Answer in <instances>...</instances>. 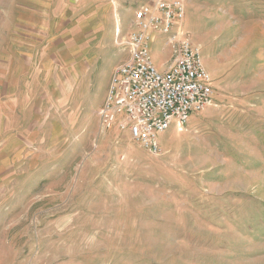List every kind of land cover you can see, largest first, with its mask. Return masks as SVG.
I'll use <instances>...</instances> for the list:
<instances>
[{
	"label": "rangeland",
	"instance_id": "rangeland-1",
	"mask_svg": "<svg viewBox=\"0 0 264 264\" xmlns=\"http://www.w3.org/2000/svg\"><path fill=\"white\" fill-rule=\"evenodd\" d=\"M13 1L0 0V34ZM66 1L101 9L120 41L136 8L151 5ZM182 2L181 28L200 49L213 101L160 134L157 155L103 131L79 91L50 97L34 127L21 101L14 114L1 107L0 264H264V0ZM105 22L86 55L98 97L126 58L118 46L108 58ZM164 39L156 35L152 54H169Z\"/></svg>",
	"mask_w": 264,
	"mask_h": 264
},
{
	"label": "crops",
	"instance_id": "crops-1",
	"mask_svg": "<svg viewBox=\"0 0 264 264\" xmlns=\"http://www.w3.org/2000/svg\"><path fill=\"white\" fill-rule=\"evenodd\" d=\"M71 4L66 0H14L8 31L0 34V40L5 42L0 50V109L7 108L14 114L16 105L21 101V110L29 113L30 127H34V121L47 119L46 104L50 97L58 103V98L65 97L66 89L71 101L75 92L79 91L78 98L89 99V110L94 109L97 113L106 96L105 85L108 87L110 84L117 65H113L98 97V92L93 90L95 86H92L100 77L95 75V58L86 55L102 43L106 19L110 26L104 48L108 58L120 54H114L113 47L122 48L128 35L123 41L117 40L119 25L115 24L113 34V25L101 9L93 11L94 7L86 9L78 2ZM112 35L116 36L113 45ZM154 53L155 67L165 71L171 62L170 52L166 55L157 51ZM96 96L98 102L95 104L93 99Z\"/></svg>",
	"mask_w": 264,
	"mask_h": 264
},
{
	"label": "built area",
	"instance_id": "built-area-1",
	"mask_svg": "<svg viewBox=\"0 0 264 264\" xmlns=\"http://www.w3.org/2000/svg\"><path fill=\"white\" fill-rule=\"evenodd\" d=\"M133 14L132 30L123 41L126 58L113 71L98 110L103 131H118L151 154L161 151L159 138L171 124L182 129L190 117L212 104L213 86L202 60L181 28L182 0H151ZM171 54L165 71L152 58L156 35Z\"/></svg>",
	"mask_w": 264,
	"mask_h": 264
}]
</instances>
